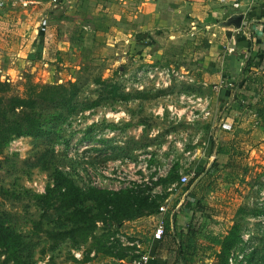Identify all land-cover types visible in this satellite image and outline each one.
<instances>
[{"label": "rangeland", "instance_id": "374dc122", "mask_svg": "<svg viewBox=\"0 0 264 264\" xmlns=\"http://www.w3.org/2000/svg\"><path fill=\"white\" fill-rule=\"evenodd\" d=\"M23 29L28 44L24 49L34 54V48L41 42V30L38 28L34 33L26 25ZM27 31L30 33L25 35ZM200 38L198 44L192 39L179 44L154 42L139 56L133 54L129 42L123 41L111 46L86 45L82 51L76 48L68 53L65 48L60 50L61 44L51 49L45 42V49L34 58L29 57L30 52L23 58L15 57L4 52L7 44H0V71L20 73L23 77L8 82L0 72L4 84L0 90L4 96H26L31 83H76L80 88L77 96L80 109L72 114L48 104L34 110L47 135L14 136L0 149V223L23 235L26 245L20 252L22 262L62 264L79 251L86 253L100 245L116 255L123 254L124 260L126 256L139 258L145 252L139 233L131 231L132 223L141 232L153 231L160 218L143 215L134 222L126 220L120 229L115 225L106 228L105 222L99 221L94 236L86 242L78 244L67 239L56 243L48 239L45 229L58 225L61 212L55 208L44 212L38 196L54 186L55 171L63 172L84 190L89 187L135 189L152 198L159 196L160 208L166 204L171 190L183 196V187L192 178V163H195L186 152H193L192 156L199 152V159L207 155L221 110L211 103V94L186 77L188 70L191 74L202 62ZM97 79L107 80L106 85ZM115 83L122 92L140 91L147 98L131 101L108 98L104 90ZM97 99H101L99 106L84 109ZM261 131L248 129L245 134L251 136L239 139L242 152L239 175L229 180L220 178L215 191L206 190L203 195L209 199L208 209L196 215L205 219L206 229L219 225L226 229L235 222L240 224L241 242L231 254L233 264H264V215L256 214L264 209V132ZM177 166L180 178L188 175L189 180L185 184L179 183L180 179L169 185L162 183L169 169ZM213 220L220 224L215 225ZM39 223L41 230L37 227ZM205 259L204 264H213L216 257L209 249ZM0 264L20 263L5 247H0Z\"/></svg>", "mask_w": 264, "mask_h": 264}, {"label": "crops", "instance_id": "0c3cea01", "mask_svg": "<svg viewBox=\"0 0 264 264\" xmlns=\"http://www.w3.org/2000/svg\"><path fill=\"white\" fill-rule=\"evenodd\" d=\"M0 13V44H7L4 52L21 58L28 52L30 58L37 57L42 48L45 49V42L51 49L61 44L60 50L65 48L68 53L76 48L82 51L86 45L111 46L123 41L129 42L133 54L139 56L154 42L179 44L185 39H192L198 44L201 37L202 62L191 74L188 70L186 77L211 94V103L221 110L220 119L215 123L214 141L207 155L199 159V152H194V156L191 155L193 152H186L191 160H195L193 171L200 165L206 167L207 172L215 161L222 170L230 160L240 164L242 152L239 139L251 136L245 134L248 129L264 132L254 111L264 86L247 81L251 72L264 74V0H0ZM240 14L243 15L240 27L227 24L230 17ZM25 25L28 30L34 29V33L38 32V28L42 33L34 54H31L32 50L24 49L28 45L22 33ZM27 33L30 31L25 35ZM204 43L209 46H204ZM239 93H244L246 100L237 101ZM223 135L226 136L224 140L221 139ZM189 165L191 163L186 164ZM194 187L191 186L183 196L171 190L166 204L161 205L164 209L153 215L154 218L169 215L171 231L187 233L195 215V203L188 196ZM194 191L201 193L199 186ZM189 201L190 205L185 206ZM208 201L204 199L207 206ZM199 219L202 220L201 217ZM219 224L215 222V225ZM224 229L219 225V228L213 226L202 232L208 234L212 231L213 235L221 237L227 233L229 226ZM131 231L140 235L144 253L149 255L147 264H182L175 252L159 247L160 240L154 238L155 229L141 232L132 223ZM202 232L197 235L200 254L205 251L206 256L210 249L215 256L220 246L210 242ZM133 260L131 256H126L124 260L92 249L86 253L79 251L74 258L62 264H133ZM205 261L204 258L203 262L196 264H204Z\"/></svg>", "mask_w": 264, "mask_h": 264}, {"label": "trees", "instance_id": "16d2710c", "mask_svg": "<svg viewBox=\"0 0 264 264\" xmlns=\"http://www.w3.org/2000/svg\"><path fill=\"white\" fill-rule=\"evenodd\" d=\"M204 46L207 47L209 44H205ZM97 80L99 83L104 82L105 85L107 83V80ZM247 81L263 87L264 74H254L251 72L247 76ZM3 86L4 84L0 81V87ZM110 86L109 89L106 86L107 88L104 90L108 94V98L122 101L147 98L144 92L125 93L120 91L121 87L116 83ZM2 92L0 90V149L6 146L14 136L43 137L48 134L39 116L34 113V110L39 105L48 104L62 107L69 114L80 109L77 100L80 88L76 83H70L69 85L31 83L26 96L15 95L6 97ZM238 100H246V95L239 93ZM100 103L101 99L93 100L91 103L85 105L84 109L99 106ZM254 111L259 124L264 127V91L261 92V97L256 102ZM221 151L223 152L224 150L221 149ZM239 167L240 164L234 159L223 166V170L219 167L217 161L214 162L212 168L207 172L206 167L198 165L193 171L189 183L183 189L184 191H188L192 184L198 180L194 189L199 186L200 192L207 189L215 191L216 181L220 178L229 180V178L238 176ZM203 173L204 176L202 177ZM179 179L177 166L173 167L167 177L161 179V182L169 185ZM53 180L54 186H49L45 194L38 196V200L44 205V212L50 211L52 208L61 212L58 225L51 229H45L48 239L56 243L67 239L78 244L86 242L90 237L94 236V231L99 221L105 222L106 228L115 225L120 229L124 226L126 220L131 222L143 215H157L159 213V196L152 198L150 195H144L142 191L135 189L115 190L89 187L87 190H84L72 178L61 171H55ZM194 189L188 194L189 199H193L192 202L195 203V215L189 223L187 233H173L171 231L172 221L170 216L167 215L164 217L165 233L159 239V247H164L170 252H175L178 261L182 264H196L200 261L203 262L205 258V251H202L203 253L200 254L197 247V235L202 230L206 231V227L203 224L205 219L201 221L196 215L197 212L204 214L208 206L204 203V193L199 194ZM55 199L57 203H55ZM190 203L191 201L186 203L185 206H189ZM256 214L264 215V209L256 212ZM213 222L218 223L217 220H213ZM38 225L39 230L43 229L41 223ZM206 237L213 244L220 246V249L215 252L216 260L213 264H230L231 254L234 248L241 242V227L239 223L235 222L223 236L218 237L217 235H213L212 231H209ZM25 245L24 237L21 233L16 232L15 229L4 223H0V247H5L9 255H12L14 260L20 264H28V261L22 262L20 254ZM93 249L97 253L104 255L120 258L124 256L123 254L116 255L104 245Z\"/></svg>", "mask_w": 264, "mask_h": 264}, {"label": "built area", "instance_id": "2783aa9c", "mask_svg": "<svg viewBox=\"0 0 264 264\" xmlns=\"http://www.w3.org/2000/svg\"><path fill=\"white\" fill-rule=\"evenodd\" d=\"M2 74L4 73V75H2V77H5V79L10 82V81H14L15 78H19L22 79V74L18 75V73L12 74L11 72H8L5 74V72H3L2 70L0 71ZM12 74V75H11ZM8 76H11V78L9 79ZM189 180L188 175H182L180 178L179 183L185 184L187 181ZM175 184H173L171 186L170 189H172V187H174ZM161 210L164 209V207L160 208ZM165 233V223H164V218H160L159 221L156 224L155 227V231H154V238L159 240L162 238V236ZM149 261V255H147L146 253H143L139 258H135L133 260V264H147V262ZM230 264H233V257L230 258Z\"/></svg>", "mask_w": 264, "mask_h": 264}, {"label": "water", "instance_id": "95a60500", "mask_svg": "<svg viewBox=\"0 0 264 264\" xmlns=\"http://www.w3.org/2000/svg\"><path fill=\"white\" fill-rule=\"evenodd\" d=\"M242 22H243V15L240 14L230 17L227 21V24L228 25L233 24L236 27H240L242 25Z\"/></svg>", "mask_w": 264, "mask_h": 264}]
</instances>
